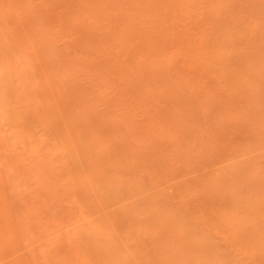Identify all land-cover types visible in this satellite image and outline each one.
<instances>
[{"label":"rangeland","instance_id":"374dc122","mask_svg":"<svg viewBox=\"0 0 264 264\" xmlns=\"http://www.w3.org/2000/svg\"><path fill=\"white\" fill-rule=\"evenodd\" d=\"M0 264H264V0H0Z\"/></svg>","mask_w":264,"mask_h":264}]
</instances>
